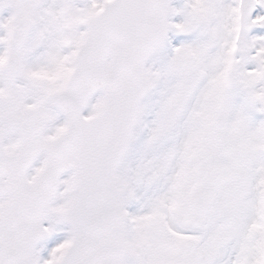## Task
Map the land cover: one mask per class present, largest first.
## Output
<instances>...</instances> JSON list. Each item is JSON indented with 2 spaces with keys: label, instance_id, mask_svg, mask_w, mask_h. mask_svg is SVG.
I'll list each match as a JSON object with an SVG mask.
<instances>
[{
  "label": "snow or ice",
  "instance_id": "obj_1",
  "mask_svg": "<svg viewBox=\"0 0 264 264\" xmlns=\"http://www.w3.org/2000/svg\"><path fill=\"white\" fill-rule=\"evenodd\" d=\"M0 264H264V0H0Z\"/></svg>",
  "mask_w": 264,
  "mask_h": 264
}]
</instances>
